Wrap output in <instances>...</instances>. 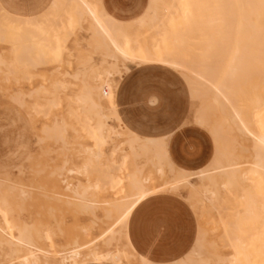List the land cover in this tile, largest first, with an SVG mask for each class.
Segmentation results:
<instances>
[{
  "label": "bare ground",
  "instance_id": "bare-ground-1",
  "mask_svg": "<svg viewBox=\"0 0 264 264\" xmlns=\"http://www.w3.org/2000/svg\"><path fill=\"white\" fill-rule=\"evenodd\" d=\"M12 3V0H0V6H8L12 5ZM43 3L44 8L41 11L29 15L23 13L22 10L19 11L17 8L2 9L0 7V18L9 23L10 26L20 30V32H17L18 34L15 32L20 37L18 38L20 40L14 41L19 55V57L17 56L19 65L16 63V66H19L20 71L17 73V67L15 68L12 64L9 65L7 62H1L0 74L4 75L5 84L8 77L12 78L16 75L20 80H29L33 76L31 71L38 67L46 66L45 61L48 60L46 59L47 53L44 54L46 57L42 56L44 52H48L47 45L45 46L46 51H42L41 56L39 54V56L33 57L34 48L37 47L40 50L39 45H34L35 47H33V43L41 41L47 44V41H51L50 44L54 45L55 40L58 41V39H55L57 36L54 37V34H61L63 26L73 27L71 30H65L61 44L56 42L55 48L53 46L56 51V48L59 47L58 44L62 45L66 57L64 63H66L68 58L71 61L67 63V67L69 68L72 63L75 66L72 74L64 73L65 76L69 75L72 80L77 81L78 86L76 93L73 96H69V106L72 108V110L70 109V114L69 111L65 110L67 115L72 117L71 119L69 117V120L67 118L65 120L62 119L63 105H61V102L59 103V99L63 98L64 100V95L66 94L63 92L67 83L62 80L64 75L60 71L54 75L52 74L53 78L50 77V72L37 74L41 84L37 90H32L26 95L27 99L33 100L29 107L22 99V93L18 92L9 97L17 105L16 108L18 107L20 110L29 108V112L33 115L41 113L46 117L44 123H42L44 124L42 132L47 138L53 137L55 134L60 140L63 138V133H65L64 138L70 134V140L67 138L65 142L63 141L64 139L57 142H60V146L65 143L66 151L76 150L75 156L69 154L66 157V165L74 164L76 168L80 166L87 183L91 181L97 184L102 183L103 185H101L104 188L105 185L111 183L112 188H114L112 182H116L117 175H115L116 171H113H118L120 166L127 170L123 178L126 181V189L124 193L122 192L123 195L120 194L122 198L115 204L106 202L113 214L111 216L108 215L110 221L106 222L100 228V231L103 229V232L108 234L109 238L104 240L100 248H90L88 253L83 256H81L79 251L86 249L88 245H84L86 248L83 246L78 247L80 243L78 241L74 242L73 245H77V247L75 246L73 249L64 248L58 251L57 256L60 257V264H128L127 261L131 259L130 256H133V254H129L125 246L124 250L121 244L125 241L128 243L127 226L133 211L148 197L158 193L181 196L182 191H185L186 196L184 199L187 202H193L194 207L195 205L199 207L201 203L215 206L219 202L220 195L226 193L223 191L221 194L215 184L221 183L223 190L233 186L232 184H237L235 183L237 180L234 183L232 182L240 168H247L246 173L241 174V178L250 179L251 187L255 185L253 189H255L256 193L259 191L258 195H262V200L253 213L252 221L254 222H252L251 228L252 234L255 232L253 234L254 239L250 237L252 235L251 230L248 231V234H251L250 236L246 233L247 231H239V234L241 235L242 233L243 235L242 237L238 234L239 237L244 238V240L237 237V228L235 229L237 225L235 227L230 225V241L226 240V242H231L229 243L230 246L232 244L234 247L236 243L242 249L248 243L245 256L252 260V264H264V231H262L264 230V0H149L146 12L140 18L131 22H118L110 18L105 12L101 0H44ZM51 28L55 29L51 30ZM76 28L85 35L83 46H80L79 41L74 39L72 46L68 48L67 39L69 34ZM50 37L52 39L54 37L55 42ZM195 43L196 46H194ZM53 48L51 47V49ZM54 49L52 53L54 52L55 54ZM59 51L58 48L57 52L59 53ZM8 52L10 51H7V54ZM92 55L97 57V62L93 61ZM48 58L53 60L51 55ZM57 62L55 63L57 64ZM128 62H136L138 66L144 67L145 65H157L173 69L184 78L190 94H193L199 100L201 99L203 103L210 104L213 102L216 110L221 108L224 124H227L228 128L232 130L233 135L231 136H227L219 128L220 125L213 124L211 126L208 123L207 111L196 116L193 121L198 127L205 128L213 139L214 158L212 157L210 162L212 164L209 163L210 166H208L211 169L197 170L191 173L176 170L165 156V144L163 142L137 138L124 126L119 119L115 102L119 82L122 80L121 69L127 70L125 63ZM48 63L49 61L47 65ZM220 67L222 68L221 73H219ZM55 71L57 70L55 69ZM0 82L3 83L2 80ZM107 90L108 94H105ZM6 91L8 90L4 92L6 93ZM4 94L1 99H4ZM39 100L42 102H39ZM56 106L60 108L57 110L59 112L58 115H51L52 108ZM73 114L80 120L79 122L77 121L78 123H76L75 127L72 125V122H74L72 118L75 117ZM26 115L28 116V113ZM251 118H253V121ZM108 120H114L116 127L108 125ZM72 132L82 133L84 135L83 138H85L84 142H79L83 140L81 137L78 138L81 136L79 134L77 135L79 141L75 138L76 144L74 146ZM35 137L38 140L40 135ZM236 138L248 139L250 142L249 150L252 151L249 158H245L243 161L240 160V162L235 160L237 147L240 149L239 151L246 153L248 148L243 142L237 143ZM116 140H119L117 144H115ZM107 145H109V151L105 152L104 148ZM62 151L64 150L62 149ZM117 152L122 156L121 163L120 161L118 162L119 155L116 156ZM136 156H139L141 160L143 159V162L135 164L132 161L131 166H127V163H130L127 158ZM239 158L243 157L240 156ZM108 162L109 165L114 167V170L106 169ZM17 169L21 170L22 168L19 166ZM105 170L108 171L106 172ZM68 172L72 174L74 170L69 169ZM249 176L251 177L249 178ZM120 180L119 182L121 183L122 180ZM192 181H195V183ZM22 182L21 178H11L9 173L0 174L1 213L12 210L17 203L16 197L26 194L24 189L16 188L18 186L22 187ZM81 185L85 188V185ZM107 186L110 187V185ZM250 189L248 188L249 192L243 190L248 193L244 196V208L246 211H244V214L248 215L251 213L252 202V199H249L252 196L249 194L251 193ZM28 190L30 191V189ZM87 190L83 189L82 193L77 191L78 193L76 194L81 196L84 191L85 193L88 192ZM121 190H123V187H121ZM89 192L87 196L92 197ZM82 197L79 199H83ZM253 197L256 198L255 195ZM80 201L83 202L85 200ZM86 202L88 204L92 203L91 200ZM95 204L98 203L96 202ZM252 204L255 205L254 202ZM94 207L98 209V206ZM91 208L92 206L90 208L83 207L80 210L87 214L93 213L94 210L91 211ZM238 210L242 211L244 209ZM4 219L6 220V218ZM223 221L225 223V220ZM247 222V224L244 223L248 225L245 227L249 230L251 225L249 226L248 220ZM259 222L262 224L261 229L260 227H254ZM8 225L11 226L12 224ZM44 225L45 223H39L36 227V230L42 229L41 231L38 230L39 233L36 231L37 239L40 238L42 242L50 236L49 229H45ZM242 226L241 229L243 228ZM15 228L17 227L15 226ZM255 228H259V231ZM23 231H26L25 226L18 234L19 236H24L25 239L17 236L10 244H18L24 248L0 249L9 252V254L4 255V262L2 263L39 264L36 252L45 253L46 251L40 246H35L37 244H34L35 240L32 238L34 234L28 231L30 232L29 238L26 239L27 233ZM243 233H245V236ZM97 236L94 237L96 238ZM99 236L96 240L103 239V237L99 238ZM219 239L221 238L219 237ZM245 239H247V242ZM256 239L260 245V247L257 245L258 248H256ZM242 240L245 242L243 243ZM251 240H255V248L252 247ZM90 243L93 244L92 242ZM237 251L242 253V257L245 258L243 250L237 249ZM198 257L199 253L196 248L192 255L186 256L185 260L174 262L173 264H196ZM232 257L230 256V258ZM53 258L55 259V256ZM215 258L214 260L217 262L218 259L216 260ZM237 258L236 260L234 258L235 263L238 260ZM247 259L246 261H248ZM136 261L139 264H152V262L143 259L139 255H137ZM227 263L230 264V262Z\"/></svg>",
  "mask_w": 264,
  "mask_h": 264
},
{
  "label": "rangeland",
  "instance_id": "rangeland-1",
  "mask_svg": "<svg viewBox=\"0 0 264 264\" xmlns=\"http://www.w3.org/2000/svg\"><path fill=\"white\" fill-rule=\"evenodd\" d=\"M43 1L44 0H12L14 4L16 3L15 6L21 9L23 13L27 15L36 14L39 11H41L44 8ZM144 2L145 0H105V4L107 8L114 9L116 15L121 19H128L138 14V12L142 10L144 6ZM0 7L3 9L2 6ZM52 29H55V28H51V30ZM61 29H62L61 34L59 33L54 34V37L57 36L55 39H58V41L55 40L54 37L53 39L52 37H50L52 41L55 40L56 42H60V44L64 39L63 36L66 32L65 30H68V29L71 30L73 29V27L63 26V28ZM15 32L16 33L20 32V30L15 29L13 26H10L9 23H7L2 18H0V39H1L0 40V56H1L0 64H2L3 62H7V64L9 65L12 64L15 68L17 67L16 72L18 73L20 69H19V66H16V63L17 65H19V62H18L19 59L17 58V56L19 57V55L16 51L17 45L15 44L14 41L20 37L17 35L18 33L16 34ZM11 33H12V36H11ZM84 37L85 35L81 30H79L78 28L74 29L73 32L69 34V37L67 39V47L70 48L72 46V42L74 39H77L79 41V45L83 46ZM50 42L51 41L49 42L47 41L46 42L47 44H44L41 41H38L37 43L36 42L33 43V47H35L34 45L36 46L39 45L40 50L42 49L40 51L37 47L34 48L35 50L33 51V57L34 56L37 57L39 56V54L41 56V53L46 51L45 46L47 45L48 52H44L42 56L46 57L44 56V54L47 53L46 59L48 60L45 61L46 66L38 67L31 71L33 76L29 78V80H26V79L20 80L19 77L16 75L12 78L8 77L6 84H5L4 75L0 74L1 76L0 81L2 80L3 82V83L0 82V91H1L0 92V165L2 164L9 165V166L14 165L17 162L15 160V157H17L18 155L19 148L20 146L24 145L31 155L27 153L23 162H21L20 164L22 169L21 170L17 169L15 172L11 170L10 176L11 178H21L23 180L22 187L24 186L28 189H30V177H32V181L35 187H37L39 184H41L42 186H44L45 184L46 185L44 186L45 190L46 189L49 190L48 186H50V184L52 183L51 182L52 178L46 179L47 174L50 172V170H52L51 168L52 166H60L61 164V147H60V142L59 143L57 142L60 140H59V137L55 134L53 135V137H50V138H47V136L43 134L42 130L44 128V124L42 123H44V120L46 117H44L41 113L38 115H33L32 113L29 112V108L21 109L22 110L21 111L18 107L16 108L17 105H15V103L12 102L10 97L13 96L15 93H18V92L22 93L23 94L22 99L27 103V107H29V105L32 104L33 100L27 99L26 95L32 90H37L41 84V80L39 76H37V74H40L43 72L47 74L48 72H50L51 74L50 77L53 78L52 76L55 73H58L59 71L62 75H64V73L72 74L74 72L75 66L73 63L71 64L69 68L67 67V63H69L71 60L67 58L66 63H64V60H66V57H65L63 46L58 44L59 47H57L55 51L54 48L56 46L55 44L56 42L54 43V45H52V43L50 44ZM194 46H196V43ZM51 47L54 49V51L57 54L56 53L54 54V52L52 53L53 49H51ZM49 48L51 51L49 50ZM58 48L60 50L59 53L57 52ZM62 48L63 50H61ZM7 51H10V52H8L7 54ZM194 51H196V49H194ZM49 55L52 56L53 60L52 59L51 60L53 62L49 60L50 59L48 58ZM194 55H197V54H194ZM92 58L94 62L98 61L95 55H92ZM55 59L56 61H54ZM48 61L49 63L47 65ZM57 61L58 62L60 61V63L58 64ZM55 62H57V64ZM53 63L55 64L52 65ZM135 64L136 62L125 63V67L127 68V70L124 71V69H121L122 80L119 82V88H118L117 96H116V100L118 103V111H119L121 121L127 124L132 131H134L137 135H139V137L147 136L151 128L156 129L157 135L159 136L170 134L167 138V142H168L167 149H168L169 157L175 166L182 167L190 171L203 168L204 166H206L209 163V161L212 159V157L214 158L213 139L205 128L203 129L201 127H198L197 125L194 124L193 121L196 116H198L199 114L203 112L206 113L207 111L206 115L208 118V123L211 126L213 124L217 126L220 125L219 128H221L224 131V133H226L227 136H231L233 135L232 130L231 128H228L229 126H227V124H224L223 115L221 113V108H218L216 110L215 106H213V102L210 103L211 105L203 103L201 99L199 100V98H197L196 96H193V94H190L191 95L190 97L187 87L184 83L185 80L183 81L184 78L180 74H178L176 71H174L173 69L167 68L165 66L161 67L157 65H145L144 67V66H138L137 64L136 65ZM51 69L52 71H50ZM55 69L57 71H55ZM219 70H220L219 73H221L222 68ZM62 80H64L67 83L65 91H64L66 95H64V100L63 98L59 99V103L61 102V105L65 106V105H69L70 103L69 96H73L76 93V89L78 88V86H77V81L72 80L69 75L62 76ZM5 90H8L6 91L7 95L4 92ZM2 93L4 94V99H1L3 98ZM105 94H108V90L105 91ZM39 102H42V101L39 100ZM200 104L202 105V107ZM59 109L60 108L57 106L52 108L51 115H56V114L58 115L59 112L57 110ZM70 109L72 110V108ZM212 109H215L216 111ZM66 110L68 111V109ZM26 113H28L29 117L26 115ZM28 119L29 120L34 119V120L33 121L30 120L31 123H28ZM251 120L253 121V118H251ZM107 123L108 125L114 128L116 127V122L114 120H108ZM227 132H230V133H227ZM37 135H40L38 140L35 137ZM117 142H119V140H116L115 144H117ZM236 142L237 143L243 142V144L248 148V150H247V153L241 152L239 151L240 149H238L237 147L235 151V155L237 157H235V160L236 161L239 160L240 162V160L243 161V159L245 160V158L246 159L249 158L252 154V151L249 150V146H250L249 140L242 139V138H236ZM104 149H105V152H108L109 145H107ZM118 155L119 153L117 152L116 156ZM240 156L243 158L240 159L239 158ZM118 157H119L118 162L120 161L121 163V157H122L121 154ZM139 158H140L139 156L130 157V158L128 157L127 161L130 160V163L129 164L127 163V166L128 165L131 166L132 161L134 162L136 159H139ZM140 162L141 160L139 159L137 163H140ZM107 164L109 165V162ZM46 166H50V167L46 168ZM31 169L34 171V175L31 174ZM40 169L41 170L44 169V170L37 175V170H40ZM207 170H209V167L207 168ZM246 170L247 168H240L239 171H237L236 176L233 179L234 181L232 182L234 183L237 180L235 182L237 184H232L233 186H229L227 187V189L223 190L221 188L222 186L221 183H216L217 185L215 184V187L219 190L220 193L221 192L223 193V191L228 193V194L223 193L224 195H220L219 202L215 206L201 203L199 207H197L198 205L196 206L194 204L195 205L194 207L193 202L192 203L187 202L185 199H183L186 196L185 191H182V193L180 194L181 196H177V195L169 194V193L160 194V195H168V196L177 198L178 200H180L182 204L185 205V207L188 210L191 211L192 216L194 218V224H195V238L197 234L201 232L199 234L198 243L195 246L199 253V257L197 259L198 262L196 264H200V263L201 264H209V263L210 264H229L227 262H230V264H234L235 263L234 261L236 260L237 257H238L237 258L238 260L236 261L235 264H249V262L250 264H252V260L245 256L247 254L245 250L248 249L246 248L248 243L246 244V247L245 245L243 246V249L242 247L239 248L240 246L238 247L237 244L235 243L236 245L235 247L238 250H243L244 257H245L243 258L242 257L243 255H241L242 253L237 251V249L234 246H232V244H231L232 247L230 246L229 243L231 242H226V240L230 241L229 239L230 225H233L234 227L236 225L238 226V227L237 226L235 227V229L236 228L238 229V230L236 229L237 235L241 231L243 232L247 231L246 233L248 234V231L250 230L252 234L251 227L253 225L252 222H254L252 221L253 213L256 211L257 206L260 205V202L262 200V195H258L259 191H257L258 193H256L254 191L255 189H253L255 185H252L251 187L250 185L251 181H249L250 179L248 180V178H245V179L241 178V174L246 173ZM126 173H127L126 168L124 169V168H121L120 166V169H119L118 167V171L115 172V175H117V180L116 182H112L113 183L112 185L115 189L112 188L111 183L107 184V185H110V187L105 185V188H104V186H102L103 185L102 183L97 184L96 182H92V181L87 183L84 179L83 185H85V188L84 186L81 185L80 190L82 191L84 189L86 191L88 189L87 191L88 192L90 191L89 194L92 195V197L87 196L88 192L85 193L84 191V193L81 195L83 196L82 197L83 199H80V200L82 201L85 200V201H83V205L81 208L83 207L90 208L92 206L91 211H93L97 209L94 206L99 207L100 205H103L99 207V212L101 213L100 214L101 217L106 218L105 220H102V221H93L81 215L74 217V215L70 214L69 212H64L62 214L61 206H59L60 203L57 202L56 199H54L50 195V193L47 194V197L40 195V190L38 189L32 190L31 196L34 199V203H31L30 191L28 189H25L24 187L23 188L20 186L16 187L19 189L21 188L22 190L24 189L26 194L20 197L19 196L16 197L15 200L17 201V203L14 205V208L12 210L7 211L6 213L0 212L1 213L0 214L1 216L0 217V249L5 250V248H24L21 245L20 247L18 244H15V245L10 244V242L14 241L15 237L19 236L18 233L20 230L22 231V229H24V226L26 228V231H23V232L27 233V235L25 236L26 239L29 238V233L31 232V234H34V236L32 235V238L35 240L34 244H37L35 246H40V248L46 251L45 253L36 252L38 256L39 264L40 263L41 264H60L61 262L59 261L60 257L57 256L58 251L64 248L73 249L75 248V246L77 247V245H73L74 242L76 241H78V243L81 244V245L79 244L78 247L79 246L85 247L86 245H88L87 248L85 247L86 249L84 250L82 249L79 251L81 256H83L84 254H87L90 248H96V247L100 248L103 245L104 240H107L109 238V235L104 233L103 229H101L100 231V228L103 225H105L106 222L110 221L109 216L113 214L112 210L110 209L109 205L106 204V202L108 201L112 204H115V202L117 203L122 198L120 194L123 195L126 189L125 187L126 181L123 180ZM83 176L85 177L84 173H83ZM250 177L251 176H249V178ZM119 179L122 180L121 183L119 182ZM192 182L195 183V181H192ZM94 183H95V186H94ZM116 184L118 185L116 186ZM57 185H59V183H57ZM100 186L103 188H101ZM121 187H123V190H121ZM259 187L261 186L259 185ZM248 188H251L250 192L252 193V194L249 193L250 195H252L249 198L250 200L252 199L251 209H250L251 216L248 214H244V211H245L244 196L248 194V193H245L246 191L249 192ZM256 190H258V188H256ZM28 191H29V194H28ZM253 195H255L256 198H254ZM81 196H78V197L81 198ZM89 200L92 201V203H89L91 205H89L88 202H86ZM95 201L100 205L95 204L96 203ZM238 202L240 203L238 204ZM253 202L255 203V205L252 204ZM84 203H86V205H84ZM189 203L195 208V210H192L190 208ZM240 204L242 205V207ZM254 206H256L255 209H253ZM239 207H241L244 210L242 211L238 210V209H241ZM199 210L202 213H200ZM2 215H5V216H2ZM4 218H6V220ZM238 218L239 220L240 219L241 220L239 221ZM223 220H225V223ZM247 220L249 221V226L251 225L249 230L245 227V226H248V225H245V223L246 224L248 223ZM235 222L238 224H236ZM240 222H243V223L245 222V223L243 224ZM39 223L40 224L45 223L44 225V227H46L45 229H49L50 231L49 233L50 236L47 240H43L44 243L40 240V238L37 239L36 237V231L38 232V230L39 231L42 230V229L40 230V228L36 230V227L38 226ZM8 224H12L13 228H12V225L10 226ZM256 225L257 226H254V227H260L261 229L262 224L260 222L258 224L256 223ZM15 226L18 229L15 228ZM19 226L22 228H20ZM241 226L243 227L242 229L244 230L241 229ZM12 229L17 232L13 231ZM255 229H258L259 231V228H255ZM243 234L245 236V233ZM253 234L251 236L249 234L248 235L254 239ZM96 235L98 236L100 235L99 238L103 237V239L100 238L99 240H96V238H98V236L96 238L94 237ZM239 235L237 237H239ZM240 236L243 237L242 233ZM249 236H246V237H249ZM19 237L24 238V236L22 235H20ZM219 237L221 239H219ZM242 237H239V238L244 240V238ZM245 241L247 242V239H245ZM245 241H243V243ZM90 242H92L93 244H91ZM254 242L255 240L252 241V247L255 248ZM48 245L50 246L49 248L50 252L48 249L49 247ZM257 245H259L258 240L256 242V248L260 247V245L258 247ZM124 246L126 247L125 248L126 250L128 249L127 251L129 252V254H133V256L136 255L137 257V254L133 252L132 248L126 241L121 244V247L123 249H124ZM196 248H193L191 252H189L184 257H182V259L180 258L173 262H168L164 264H173L174 262L185 260L186 256L192 255ZM3 250H0V264H4L2 263L4 262L3 261L4 255L9 254V252L3 251ZM54 256H55V259L53 258ZM133 256L132 255L130 256L131 259H129L127 263L128 264H139L136 261V257L133 258ZM205 256L207 257V259ZM230 256L231 257L233 256V257L230 258ZM223 257H225L226 259ZM214 258L216 260L218 259L219 261L217 260V262H215ZM243 259L245 260V262ZM246 259L248 261H246ZM220 260L222 261V263ZM5 264H8V263H5Z\"/></svg>",
  "mask_w": 264,
  "mask_h": 264
},
{
  "label": "crops",
  "instance_id": "crops-1",
  "mask_svg": "<svg viewBox=\"0 0 264 264\" xmlns=\"http://www.w3.org/2000/svg\"><path fill=\"white\" fill-rule=\"evenodd\" d=\"M102 6L107 13V15L112 18L113 20H116L118 22H131L134 21L142 16L144 12H146L149 0H145L144 6L142 10L138 12V14L128 18V19H121L119 18L114 9L107 8L105 4V0H101ZM4 9H13L17 8L14 3L12 5H1ZM19 11L21 9L17 8ZM184 81V79H183ZM186 87L187 84L184 81ZM188 90V87H187ZM189 92V90H188ZM64 93V92H63ZM190 95V92H189ZM191 97V95H190ZM116 111L119 115L118 111V103L116 100ZM68 109L70 114V106L65 105L63 106V114L62 119L65 120L67 118L69 120L70 115H67ZM66 112V114H64ZM75 114V113H74ZM75 117L72 118V125L75 127L76 123H78L80 120L79 118ZM71 119V117H70ZM119 119L120 115H119ZM78 121V122H77ZM122 122V121H121ZM28 123H31V121L28 119ZM123 123V122H122ZM125 127H127L129 132L136 136L137 138H140L142 140H150V141H157V142H163L165 144V156L169 162H171L172 165L173 162L169 157L168 149H167V138L168 135H163L162 137L157 135V130L154 128H151L149 130V134L144 137H139L134 131H132L129 126L125 123H123ZM81 134L78 138L81 137L80 140L77 138V135ZM65 133L62 134L63 138L60 140H63L64 142L70 140V134L66 135L64 138ZM72 140L74 142V146L76 144V140L79 142H84V135L80 132L74 133L72 132ZM74 138V139H73ZM160 140V141H159ZM77 141V142H78ZM62 142V141H61ZM63 142V143H64ZM61 147V161L62 163L60 166H52V170L47 174L46 179L52 178V183L50 184L49 190H45L44 186L39 184L37 187L34 186L32 177H30V199L31 203H34V199L32 198V190H40V195L46 196L50 193V195L56 199L57 202L60 203L59 206H61V213L69 212L70 214L75 216L81 215L86 217L87 219H91L93 221H102L106 218L101 217V213L98 209H95L93 213H84V211H81L80 208L83 205V202L80 201L79 197L77 196V191L80 192L81 190V184H84L85 177L83 176V173L80 169V166L76 168L74 164L72 165H66V157L69 154H72L73 156L76 155V150H69L66 151L65 149V143ZM62 149L64 151H62ZM27 153L29 151L27 148H25L24 145L20 146L19 152L17 157H15V160L17 161L14 165H0V174L9 173L11 174L12 171H16L17 168L20 166L21 162H23L24 158L26 157ZM32 157V156H31ZM139 159H136L134 161L135 164H140L143 162L141 159L140 163H137ZM212 160V159H211ZM209 161V163L211 162ZM209 163L204 166L203 168H199L193 171H190L188 169L173 166L176 170H183L185 172H194L197 170H204L207 169L209 166ZM50 166H46V168H49ZM112 169L114 170V167L111 165H107L106 169ZM73 169V174H68V170ZM78 169V170H77ZM211 169V167L209 168ZM44 170V169H43ZM43 170H37V175L42 172ZM106 172L108 170H105ZM117 172V170H114L113 172ZM31 174L34 175V171L31 169ZM45 179V180H46ZM59 183V185H57ZM203 183V182H202ZM48 185V184H47ZM76 187V189H75ZM163 193H158L155 195H152L148 197L138 208H136L128 222L127 226V241L130 247L132 248L133 252L142 257L145 260H148L149 262H152L153 264H164L168 262H173L175 260H178L182 257H184L186 254L191 252V250L197 245L199 240V232L195 238V224H194V218L192 216V213L190 210H188L184 204L180 202L177 198H174L172 196L168 195H160ZM184 199V198H183ZM69 202V203H67ZM81 204V205H80ZM207 204V203H206ZM78 205V206H77ZM189 206L192 210H195V208L189 203ZM80 211H79V210ZM75 210V211H74ZM198 211V209H197ZM200 211V210H199ZM75 212V213H73ZM200 213H202L200 211ZM80 228V227H79ZM195 238V240H194Z\"/></svg>",
  "mask_w": 264,
  "mask_h": 264
}]
</instances>
